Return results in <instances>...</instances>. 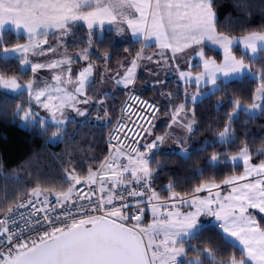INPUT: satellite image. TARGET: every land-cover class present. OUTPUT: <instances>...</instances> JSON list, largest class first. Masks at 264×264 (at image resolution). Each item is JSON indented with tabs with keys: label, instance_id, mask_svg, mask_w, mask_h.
I'll list each match as a JSON object with an SVG mask.
<instances>
[{
	"label": "snow or ice",
	"instance_id": "1",
	"mask_svg": "<svg viewBox=\"0 0 264 264\" xmlns=\"http://www.w3.org/2000/svg\"><path fill=\"white\" fill-rule=\"evenodd\" d=\"M213 7V0H0V30L5 25H13L16 29H23L28 40L27 44L17 42L9 46L0 37V55L4 59L15 54L21 65L22 75L28 71L25 67L28 65L33 74L45 68L51 70L69 65L64 69L66 76L54 75L53 86L36 88L35 80L21 84L15 78L6 80L3 76H0V86L29 96L28 104L18 106L15 110V114L23 122L32 123L39 117L32 106L35 101L56 125L52 137H60L64 131L63 126L68 123L65 111L70 110L79 117L90 115L88 109L81 106L89 105L93 100L87 92L93 66L86 65L73 78L70 67L72 57L42 64L32 63L27 54L29 51L34 52L37 47L41 49V55L56 51L55 46L44 47L49 43L47 38L39 39L40 36L47 37L49 29L59 34L58 43H61L62 38L70 34L77 22L85 23L89 33L95 28L102 29L105 23L114 24L118 25L117 34L128 31L134 37H142L144 41L154 40V46L161 50L157 59L145 56L141 48L126 64L121 63L119 67L123 72L116 70L115 75L110 76L117 86L127 89L135 83L136 70L141 61L157 65L161 61L175 62L181 80L187 82L194 79L197 92L191 96L193 103L200 94L199 85L205 80L215 90L222 92L224 89L218 83L220 76L226 78L222 82L225 85L227 78L240 77L245 72L258 79V87L250 96V107L245 108L240 99L229 100L232 110L226 116L223 130L219 132V139L224 141L233 135L232 125L241 110L264 113V67L258 74L252 73L251 67L258 55L264 56V34L253 32L239 41L246 53L251 54L249 63L246 64L244 55L237 58L233 53L232 45L236 41L217 33ZM205 40L223 48L222 65L206 59L203 49L196 48L204 44ZM190 49H195L191 55L199 57L204 69L194 78L179 68L178 61V56ZM79 58L89 59L87 49L79 54ZM103 61H110L107 54ZM103 78L102 69V81ZM65 85H73V89L69 90ZM169 96L172 94L169 93ZM130 98L138 99L134 96ZM103 103V99H96V104ZM143 104L146 112L151 110V116L147 120L149 127L141 126L140 130L146 136H151V121L156 118L159 109L147 101ZM103 111L104 118H107L108 110L105 108ZM185 111L186 104L180 103L170 113V119L172 124L183 123L187 133L191 135L196 131L192 123L187 119H180L181 113ZM194 116L193 111L192 117ZM97 118L101 119L99 114ZM47 122L40 119L41 127ZM121 127L124 125L118 122L114 130L117 135ZM135 135L139 137L140 133ZM113 139L115 137H109L110 142ZM165 139L166 136H155L142 147L133 146V142H129L130 151L127 153L123 146L117 148V154L122 153L120 158L126 159V163L121 164L115 158L105 160L100 164V169L106 171L101 174V171L89 169L85 181L79 178L74 167L66 169V181L70 182L66 192H56L38 185L25 193L16 203L15 209L9 206V215L0 218V264H222L217 260L219 249L209 245L201 250L190 243L189 238L195 239L200 233L203 216L212 217L216 222L214 228L217 234L222 239L229 238L233 248H239V257H229L228 264H264V227L250 211L256 210L264 215V161L251 163L252 154L247 146L240 149L239 157L231 158L233 161L242 160L244 173L222 181L223 185L231 186L228 195H221V184L211 182L198 185L191 199H185L183 195L172 191V186L169 185L167 190L171 195L168 203L160 205L159 214L157 207H152L153 219L147 225L141 223L143 212L132 216L123 213L122 209L131 207L130 203L113 206V201L124 200L125 194L131 197L145 196L143 191L128 190L125 181L129 180L151 192L152 200L160 199L159 194L152 190L154 162L151 157ZM187 140L188 137L179 138L175 143L182 146ZM120 142L123 143V138ZM181 151L187 153L188 149L182 147ZM219 159L218 155L211 156L212 162ZM97 182L101 195L98 200H93L97 189L91 186ZM106 182L109 184L108 188H105ZM77 185L81 187L78 188ZM120 187L126 190L125 193L117 191ZM46 192L55 196V206L45 195ZM203 192L208 193L206 198L196 195ZM177 202L190 210L181 211L177 208ZM56 208L63 211L55 212ZM21 209L28 210L27 216L19 211ZM17 214L21 220L28 222L27 235H24V229L18 231L12 227L18 224L15 218ZM133 220L136 223L129 227L127 222ZM189 254L195 258L189 260Z\"/></svg>",
	"mask_w": 264,
	"mask_h": 264
},
{
	"label": "trees",
	"instance_id": "2",
	"mask_svg": "<svg viewBox=\"0 0 264 264\" xmlns=\"http://www.w3.org/2000/svg\"><path fill=\"white\" fill-rule=\"evenodd\" d=\"M213 5L219 34L243 36L253 32H264V0H213ZM56 34L58 33L48 34V37L52 39ZM90 36H94V41L92 50L88 51L89 59L86 61L78 58L77 62L83 65L93 64L95 67L101 66L100 72L103 69L109 76H114L115 71L120 68L119 65L131 60L141 48L146 49L142 39L121 43L112 30L105 29L103 34H100L99 30H92L89 33L83 23H76L73 26L67 41L65 40L66 47L71 53L79 55L89 47ZM0 37L9 46L17 42L28 43L23 33L13 29L4 31ZM150 48L153 49L155 46ZM235 53L239 58L244 55L245 61L249 63L248 53L240 48H235ZM105 54L110 58L108 63L103 61ZM206 54L218 60L222 59V54L218 50L208 48ZM262 67H264V56L258 55L252 68L260 72ZM20 68L17 57L9 56L8 59H4L0 55L1 76L6 79L15 78L21 84L34 80L30 68L23 75ZM140 78L144 82L141 76ZM223 81V79L219 80L224 89L222 92L215 91L195 104L196 131L191 136L189 156H183L177 150L164 147L154 151L151 157L154 162L152 180L155 192L161 198L168 199L171 195L167 190L169 185L172 186V191L186 197L192 196L194 189L200 184L211 181L221 183L229 176L241 174L244 167L232 165L227 159L230 155L240 152L245 146L252 153L254 160L263 159L260 153H264L262 151L264 113L249 117L245 111H242L232 125L234 139L229 142L218 141L219 132L226 124V116L232 110L229 100L240 99L242 103L250 105V96L258 87L259 81L250 75L228 80L226 85L222 83ZM99 83L101 85V82L94 81L87 86V92L93 97L94 103L90 115L84 119H70L63 126L64 131L59 139L55 141L52 131L56 125L46 123L42 128L39 119L22 126L23 121L15 114L18 106L28 104L29 96L23 92L17 94L6 92L0 86V217L8 213L9 206L15 209L16 203L24 197V194L38 185L54 189L56 192H66L70 183L66 181V169L74 167L81 179L87 178L89 169L96 171L100 169V164L107 159L109 136L118 121L128 92L125 88L115 85L114 88L111 86L105 93H101ZM138 88L139 92L161 107L153 127L160 114L170 108L171 102L165 101L158 88L149 85L146 88L140 86ZM179 90L180 93L172 98L175 102L184 100L183 89ZM96 99H103V105L96 104ZM105 108L108 110L107 118H104ZM98 114L101 119L97 118ZM167 128L168 126L165 125L159 132L164 134ZM216 154L221 156L222 161L218 165H212L211 156ZM149 218L150 210L144 208L143 222ZM259 219L261 226L264 227V217L259 216ZM190 243L200 247L201 250L209 245L219 249L220 255L217 260L222 264H227L229 257L240 255L238 247L233 248L228 238L222 239L217 234L214 224L204 226L197 238H190ZM192 257L194 256L189 254L187 258Z\"/></svg>",
	"mask_w": 264,
	"mask_h": 264
},
{
	"label": "rangeland",
	"instance_id": "3",
	"mask_svg": "<svg viewBox=\"0 0 264 264\" xmlns=\"http://www.w3.org/2000/svg\"><path fill=\"white\" fill-rule=\"evenodd\" d=\"M117 27H118V25H114V24L112 25V28H113V30L116 33L117 40L119 42H121V43L127 42V41H129L131 39H133V40L143 39L142 37H134V36H132L131 33L128 32V31H125L123 34H117V32H116V28ZM4 31H6V30H4ZM4 31H2L1 33H3ZM14 31H16V30H14ZM101 32L103 34V31H101ZM256 33L264 34V32H256ZM250 34L251 33L243 35V36H229V35H227V36L230 37V39H232L233 41H236V43H234L232 45L233 53L235 55H236L235 48H240L244 52H246V50L244 49L243 44L239 43V41L243 40L244 37H246L247 35H250ZM58 35L59 34H56L52 39L49 38L48 36L39 38L40 40H43V39L47 38L49 43H48V45H45L44 47L47 48V47H50V46H55L56 47V51L48 52L46 54L41 55V54H39L41 52V49L39 47H37V48H35L34 52L33 51H29V53L27 54L29 60L32 63L48 64V63H51V62L56 61V60H61V59L65 58V57H72L73 58V63L77 62L78 58H79V55L71 53V51L68 49V47H66L65 40L67 41V38H68L69 34L62 38V42L61 43H58ZM220 35H226V34H220ZM93 38H94V36H90V38H89V40H91V46L87 48V49H89L87 51H91L92 48H93V41H94ZM143 42H144V47H146V49L143 50V54L145 56H153L154 58L158 59L159 57H158L157 54L160 53L161 50L158 47H155L153 49H151V48L149 49L150 46L155 45V41L154 40L153 41H144L143 40ZM196 48H202L203 51L205 52V58L206 59H210V60H214L217 65H222L224 63V51H223V48H221L218 44H214V43H212L209 40H205L204 44L198 45V46H196ZM208 48L220 51L221 54H222V59L218 60L214 56H208L206 54V50ZM193 51H195V49H190V50L186 51L185 53H182V54H180L178 56L179 68L181 70L185 71V72L190 73L192 78H194L195 76L199 75L200 73H202L204 71L203 66H202V62L199 60V57H195L194 58L191 55V53ZM167 54L168 53H165V55H167ZM248 54H249V56H251L250 53H248ZM10 56L17 57L15 54L10 55ZM237 58H239V57L237 56ZM245 63L247 64L248 62L245 61ZM63 66L64 67H62L61 69L60 68H56L54 70H64V69L67 68L68 65L65 64ZM25 67L29 68L28 66H25ZM100 67H96V69L98 71H100V69L102 68V67L101 68ZM104 67H105V69H107L106 66H104ZM176 69H177V64L175 62H172V61H169L168 63H165L164 61H161V63L159 65H157L155 63H152V62H149V61H141L140 62V66L136 70L135 83L133 85H130L129 88H127V89L125 88V90L127 92H129L131 89L140 90L138 88V86L146 88L149 85L152 88H158V90L162 93L163 98L166 99L165 101L168 100L169 102H171V103H169L170 108H167V110L163 114L162 113L160 114V116H159L158 120L156 121L155 125L151 128L152 135L148 136L147 139L144 141V143L152 140L153 137H155V136H166V139L164 140V142L161 143L160 146L158 147V149H156V150H159V149L164 147L165 149L177 150L183 156L187 157V156H189L190 151H191L190 140H191L192 134L189 135L187 133V130L184 127L183 123L172 124L171 119H170V113L180 103H185L186 104V111H185V113H181L180 119H187L189 122L192 123L193 128H195L196 127V118H195V116H194V118L192 117V112L193 111L195 112V104L197 102L201 101L204 97L210 95L211 93H213V92H215L217 90H215L213 88V86L211 84L207 83V81L205 80L204 82H202L199 85L200 94L197 96L196 101L194 103L191 102V96L196 94V92H197V87H196V85L194 83V79H190L187 82L185 80H181L180 76H179V72ZM119 71L123 72V69L119 68ZM55 73L56 74H61V72H59V73L55 72ZM252 73L258 74L259 71H256V70H254L252 68ZM43 75H44V70L43 69L39 70L36 74H34V78H35L34 80H35V87L36 88H44L47 85V84H45V83H43L41 81V78H43ZM50 75H51V78H53V74H50ZM246 75H250V74L245 72L240 77L227 78V80L243 78ZM93 76L94 75H92V78H93ZM140 76L144 79V82L142 81ZM250 76L252 78H254L253 75H250ZM94 77L96 78V81L101 80V77H97V74ZM92 78H90L89 83L91 82ZM4 79H6V78H4ZM220 79L225 80L226 78L223 77V76H220L219 80ZM171 80H174L175 82H172ZM219 80H218V83H219ZM180 84L183 85L184 87H182ZM115 85L116 84H115V82H113L112 79L109 82L106 81L105 79H103V81H101V85L99 83V88L103 91V93H105L106 89H109L111 86L114 88ZM50 86H53V85H50ZM65 87L68 88V86H66V85H65ZM120 87L124 88L123 86H120ZM1 88L3 90H5L6 92H9V93H12V94H17V93L21 92V91L12 92L11 90L4 89L2 86H1ZM180 88L183 89L182 93H183V96H184V100L175 102V101L172 100V98L176 94L180 93V90H179ZM72 89L73 88H71V90ZM169 93H171L172 96H169ZM185 93H187V97H185ZM52 94L53 95H57V93H55V92H52ZM171 104H174V105H171ZM242 104L244 105L245 108L250 107V105H246L244 103H242ZM32 106H33L34 111L39 113V117L36 118L34 120V122L38 121L39 119H45V120L48 121L47 123L53 124L51 122V120H50L49 114L48 113H47L48 115L47 114H43L42 112H46V111L42 107L38 106L35 103V101L33 102ZM81 107H86L88 109V111H89L92 106H91V104H89V105H83ZM242 111L243 110L240 111V113L237 115L236 118L240 117ZM246 113H247V115L249 117H254V116L259 115L261 112H255V113L246 112ZM65 116L68 118V121L70 119H72V118H77V117H73V115H70L67 111H65ZM79 118L80 119H84L85 117H79ZM26 124L27 123L22 122V126H25ZM165 125L168 126V128H167V130H166V132L164 134H161L159 132L160 128L165 126ZM184 137H188V140H187V142L184 145L180 146V145H177L175 143L176 139L184 138ZM57 139H59V137L54 138V141L57 140ZM233 139H234V135H232L231 137L227 138L224 141H221L219 139V135H218V141H220V142H229V141H232ZM182 147H186L188 149L187 153H183L181 151ZM156 150H154V151H156ZM262 151H264V149ZM249 152H250V150H249ZM250 154H252V153L250 152ZM239 155H240V152L232 154V155H230L228 157L227 161L229 163H231L232 165H242L243 166L242 160L237 159L236 161H233L231 159L233 156L239 157ZM218 156H220V155H218ZM112 157H113V155L108 153V156H107L106 160H109ZM221 161H222L221 156H220V159L217 162H212L211 159H210V163L212 165H218V164L221 163ZM261 161H264V155H263V159H261V160H254V158L252 156L251 163H257L258 164ZM98 171H101V174H103L105 169L104 170L99 169ZM243 173H244V170H243V172L241 174H234L232 176H240ZM229 177H231V176H229ZM211 182H215V181H211ZM211 182H205V183H211ZM205 183H203V184H205ZM215 183H218V182H215ZM219 184H221V189H220L221 195L222 196L228 195L231 186L223 185L222 182L219 183ZM47 195L53 196V195H50V194H47ZM196 195H198L200 197H203V198H206L208 196V193L203 192V193H199V194H196ZM192 196H186L184 198L185 199H191ZM156 201H157V205H156L157 212L159 214L160 205L168 203V199H164V198L160 197V199L156 200ZM177 208H179L181 211L190 210L187 206L180 205L179 202H177ZM151 209H152V207H149L150 218L147 221H145V222L141 221L142 224L147 225V224H150L152 222L153 217H152V214H151ZM250 211L253 212V214L255 215V218L257 219L258 222H260L259 216H263L264 217V215L256 212V210H250ZM215 223L216 222L214 221V219L212 217H207V216L201 217V229L204 226L208 225V224H215ZM194 258L195 257L188 258V259L192 260Z\"/></svg>",
	"mask_w": 264,
	"mask_h": 264
},
{
	"label": "built area",
	"instance_id": "4",
	"mask_svg": "<svg viewBox=\"0 0 264 264\" xmlns=\"http://www.w3.org/2000/svg\"><path fill=\"white\" fill-rule=\"evenodd\" d=\"M136 97L138 99H131L130 97ZM144 101H147L150 104L155 105L158 109L159 112L156 115H159L160 113V105L153 101L152 99L148 98L147 96H145L144 94H142L141 92L135 90V89H131L127 95V98L125 100V103L122 106L121 112H120V116L119 119L117 121L121 122L122 125H124V127H121L119 129V134L117 135V133L114 131L117 128V123L113 129V131L111 132L109 137H115V139H113L111 142L108 140V147H109V153L111 155H113L116 152L117 148H120L123 146L124 152L127 153L130 151L128 145L129 142H133V146L136 147H141L144 138L146 137V135L144 134V132H142L141 126L147 128L149 127V124L147 123L148 118L151 116V110H145V105L143 104ZM127 105V107H126ZM155 119H152L151 121V127L155 122ZM131 131H128V130ZM139 132L140 135L139 137H137L135 135V133ZM121 138H123V143L121 144ZM112 145H115L116 147H112ZM126 163V160L122 161L121 164ZM152 183V190L155 191L154 188V182L153 180L151 181ZM125 184H127V189L128 190H132V191H143L145 192V196L144 197H131L128 195H124V200H120V199H115L113 201V206L119 207L121 205H123L124 203H130L131 207L129 208H123V213L125 215L128 216H132L137 214L138 212H143V207L144 206H148V207H153L154 205H157V201L156 200H152L151 199V192H149L147 189L143 188L140 184H134L130 181H125ZM81 187V186H80ZM87 188V186H85ZM94 189H97L96 191V195L93 196V200H98L99 196L101 195L100 192L98 191L99 189V182H97V184L92 185L91 186ZM117 191H120L121 193H125V189L123 187L117 188ZM49 200H51L53 202V206L54 205V201L55 198H49ZM113 206H109V207H113ZM21 212H24L25 216H27L28 214V210L27 209H21L19 210ZM63 211V209L60 208H56L55 212H60ZM55 212H53V215H55ZM101 215L103 214V212L100 213ZM9 214L7 213L6 215L0 217V218H4L5 216H8ZM15 218L18 220V224L17 225H12V227L16 228L18 231L22 228L24 229V235L28 234V230H29V225L28 222L25 220H21L19 215L17 214L15 216ZM144 218V215H143ZM142 218V220H143ZM11 219V217H10ZM131 222H135L134 220Z\"/></svg>",
	"mask_w": 264,
	"mask_h": 264
},
{
	"label": "crops",
	"instance_id": "5",
	"mask_svg": "<svg viewBox=\"0 0 264 264\" xmlns=\"http://www.w3.org/2000/svg\"><path fill=\"white\" fill-rule=\"evenodd\" d=\"M77 23H83V22H77ZM85 26H87L85 23H83ZM14 29V30H16L17 32H20V33H23L26 37H27V33L23 30V29H16L13 25H5V28L3 29V30H0V34H1V32L2 31H4V30H7V29ZM105 29H110V30H112L114 33H115V31L113 30V28H112V25H110V24H107V23H105L104 24V26H103V28L101 29V28H95V29H93V30H99L100 31V34H102V32L101 31H104ZM55 31L54 30H52V29H49L48 30V34H51V33H54ZM115 35H116V33H115ZM42 37H44V36H40L39 38H42ZM116 39H117V37H116ZM131 39V38H130ZM143 40V39H142ZM130 41H133V39H131V40H129V41H127V42H130ZM127 42H124V43H127ZM92 66H93V75L95 76L96 74H97V77H101V72L100 71H98L97 69H96V67L93 65V64H91ZM86 65H83V64H81L80 62H75V63H72L71 65H70V67H71V69H72V75H73V78H75L76 76H77V74L80 72V71H82L83 69H84V67H85ZM28 67L30 68V65H28ZM64 67V66H63ZM67 67H69V65L67 66ZM61 69V68H60ZM44 70V75H43V78H41V81L43 82V83H45V84H47L48 86H50V85H54V75L56 74L55 72H61V75L62 76H66V73L64 72V70H54V69H51V70H48V69H43ZM50 74H53V78H51V75ZM93 76V78H92V80H91V82L90 83H92V82H94V81H96V78ZM35 79V78H34ZM103 79H105L106 81H108L109 79H110V76L109 75H107V74H105L104 73V78ZM102 80H99V82H101ZM89 83V84H90ZM88 84V85H89ZM66 86H68V89L69 90H71V88H73V85H66ZM101 93H103V91H101ZM34 102V101H33ZM90 104H91V106L93 107L94 106V103L91 101L90 102ZM92 107H91V109H92ZM90 109V110H91ZM90 110H89V112H90ZM70 115H73V117H77L78 119H80L74 112H72V111H70V110H68L67 111ZM43 114H47V112H42ZM48 115V114H47ZM121 155H123L122 153L120 154V155H118L117 154V152H115L114 153V155H113V157L112 158H115V159H117L118 160V162L120 163L122 160H124V159H121L120 158V156ZM105 171H106V169H105ZM87 179V178H86ZM86 179H81L82 181H85ZM130 181V180H129ZM77 187H80V185H77ZM109 187V184L106 182L105 183V188H108ZM45 195H47L46 193H45ZM47 196H49V195H47ZM54 196V195H53ZM52 196V197H53ZM49 197H51V196H49ZM48 197V198H49ZM55 197V196H54Z\"/></svg>",
	"mask_w": 264,
	"mask_h": 264
},
{
	"label": "water",
	"instance_id": "6",
	"mask_svg": "<svg viewBox=\"0 0 264 264\" xmlns=\"http://www.w3.org/2000/svg\"><path fill=\"white\" fill-rule=\"evenodd\" d=\"M129 226V225H128ZM130 227V226H129Z\"/></svg>",
	"mask_w": 264,
	"mask_h": 264
}]
</instances>
